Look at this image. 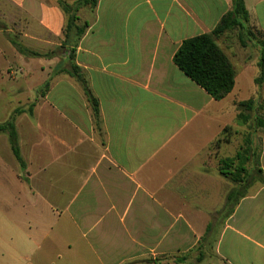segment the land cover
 I'll use <instances>...</instances> for the list:
<instances>
[{
    "label": "crops",
    "instance_id": "0c3cea01",
    "mask_svg": "<svg viewBox=\"0 0 264 264\" xmlns=\"http://www.w3.org/2000/svg\"><path fill=\"white\" fill-rule=\"evenodd\" d=\"M61 1L77 0H0V124L8 97L36 101L14 123L22 165L0 134V264H264V186L223 175L241 151L216 144L242 102L264 111L259 52L215 39L236 71L222 100L174 62L234 0H97L75 13L77 45ZM243 1L264 34V0ZM250 149L264 175V136Z\"/></svg>",
    "mask_w": 264,
    "mask_h": 264
},
{
    "label": "trees",
    "instance_id": "16d2710c",
    "mask_svg": "<svg viewBox=\"0 0 264 264\" xmlns=\"http://www.w3.org/2000/svg\"><path fill=\"white\" fill-rule=\"evenodd\" d=\"M96 4L97 0H77L74 3H69L67 1L60 2V6L63 8L68 18L66 31L67 37L68 33L72 31L75 37V45H77L85 30V26L77 23V16L75 13L86 5L94 7ZM240 14L245 18V20L249 18L244 1L234 0V10L222 18L221 22L211 34H203L185 40L174 56L175 64L195 83L205 89L215 100H222L233 91L236 77V71L232 63L219 48L215 39L220 37L225 32L238 26V17ZM78 25H80V27ZM260 46L261 56L258 63L259 73L255 79V83L258 87L262 88L264 86V39L260 42ZM18 49L21 53H30L24 48L20 47ZM49 87L50 83L47 81L45 84V92L49 90ZM91 100L94 104L95 99L91 98ZM252 103L253 100L251 99L249 101L242 102L240 105L241 107L251 106ZM95 110L97 111V107H95ZM13 117L7 122L0 124V134H8L13 154L22 165V159L18 146V137L14 126ZM238 118L242 122H245L248 119V117L243 112L238 115ZM257 126L264 129V119L259 118L257 120ZM230 129V127H226L223 130L221 138L216 143L217 145L221 143L223 139L228 137L227 134L229 133ZM237 160H239V162L243 160L242 151L239 155H237ZM232 161L233 160H222L220 164V171L231 181L237 183L242 181L241 174L244 173L246 169L244 166H241L238 168L237 174L231 173L229 166L231 163H233ZM231 200L232 194H230L228 197L227 206L232 205ZM231 209L232 208H230V210Z\"/></svg>",
    "mask_w": 264,
    "mask_h": 264
},
{
    "label": "rangeland",
    "instance_id": "374dc122",
    "mask_svg": "<svg viewBox=\"0 0 264 264\" xmlns=\"http://www.w3.org/2000/svg\"><path fill=\"white\" fill-rule=\"evenodd\" d=\"M239 25L234 27L233 29L225 32L217 39L223 44L230 47L236 46H243L246 49V52H249L250 55L255 56L257 52H259V61L261 56V46L260 42L264 39V35L261 31L255 27V25L251 22L250 18L245 20V18L240 14L238 17ZM80 27V25H78ZM31 54V53H29ZM33 55H28L26 58H31ZM24 71L22 67H12L7 71V77L13 81L17 82L18 77L24 74ZM45 84L43 87L39 89L37 92L38 99L41 95H45ZM248 98L249 94L245 90L244 94L241 98ZM32 98V95H12L11 97H8L9 101L12 102V106L15 108H18L16 110L13 109L11 113V117L14 119V123L16 118L21 113H32L33 107L36 103L34 100L29 101V99ZM19 101L23 102L22 105L18 104ZM255 104V105H254ZM263 106L261 105V101L256 103H252L251 106H244L241 107L242 112L248 117L247 121L244 122L243 125H236L235 128H233L232 131H230L227 136L230 137L231 140H235L232 144L235 147V150L238 152L239 150L242 151L243 160L239 163V160H236V169L235 173L237 174V170L239 167L244 166L247 163V160L245 159L244 152H249L250 149V141L251 139H255L257 137L264 136V129L257 126V120L259 118L264 119V111ZM2 115L5 114L4 111H1ZM8 135V134H7ZM257 152H260V145H258V148L256 149ZM260 154V153H259ZM258 156V155H257ZM259 160L258 157L252 159V164H248V167H250V173L247 170V164H246V171L241 174L242 181H239L240 183H243L246 185H252L254 187L264 186V175L259 170ZM235 163V162H234ZM237 182V185L238 183Z\"/></svg>",
    "mask_w": 264,
    "mask_h": 264
}]
</instances>
